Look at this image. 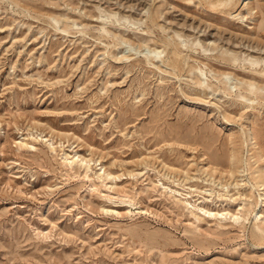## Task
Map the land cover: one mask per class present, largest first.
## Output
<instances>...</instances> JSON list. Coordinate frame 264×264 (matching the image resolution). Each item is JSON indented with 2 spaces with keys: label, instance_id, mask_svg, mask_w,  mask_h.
Masks as SVG:
<instances>
[{
  "label": "rangeland",
  "instance_id": "374dc122",
  "mask_svg": "<svg viewBox=\"0 0 264 264\" xmlns=\"http://www.w3.org/2000/svg\"><path fill=\"white\" fill-rule=\"evenodd\" d=\"M263 175L264 0H0V264H264Z\"/></svg>",
  "mask_w": 264,
  "mask_h": 264
},
{
  "label": "bare ground",
  "instance_id": "6f19581e",
  "mask_svg": "<svg viewBox=\"0 0 264 264\" xmlns=\"http://www.w3.org/2000/svg\"><path fill=\"white\" fill-rule=\"evenodd\" d=\"M183 41H185V39H183ZM197 44H200V42H198ZM174 48H176V47H174ZM204 50H212V49L211 48H205ZM158 53L161 54L162 51L161 50H158ZM146 58H148V56ZM253 61L255 62L256 60H253ZM91 160L92 159H89V160H87L85 158H82L81 159V161L83 163H85L87 167L90 166ZM69 163L72 164L73 162H69ZM101 169H103V167H101ZM104 174H106L107 177L113 176V174L111 172H108L106 170H104ZM260 185L264 187V175L261 176ZM252 187L254 188L255 187V184H252ZM263 203H264V192H261V193L258 194V200L256 201V206H255L254 210L251 212V215L254 217V220L256 222L263 223V220H262V217H261V213H260L261 209H259L260 206ZM240 209H241V207H240ZM205 213L207 214L208 217H213V218H216V219H218V218H228L230 222H232L234 224H237V225L238 224L240 225V223L242 222V216L239 214L240 211L235 213V212H230V211H227V212L216 211V212H214L212 210H206Z\"/></svg>",
  "mask_w": 264,
  "mask_h": 264
}]
</instances>
